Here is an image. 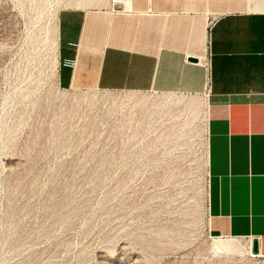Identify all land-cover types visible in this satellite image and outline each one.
Segmentation results:
<instances>
[{"label": "rangeland", "instance_id": "1", "mask_svg": "<svg viewBox=\"0 0 264 264\" xmlns=\"http://www.w3.org/2000/svg\"><path fill=\"white\" fill-rule=\"evenodd\" d=\"M71 4L0 0V264H264L214 252L203 95L120 91L117 139L106 119L77 127L101 139L63 136L55 39Z\"/></svg>", "mask_w": 264, "mask_h": 264}, {"label": "crops", "instance_id": "2", "mask_svg": "<svg viewBox=\"0 0 264 264\" xmlns=\"http://www.w3.org/2000/svg\"><path fill=\"white\" fill-rule=\"evenodd\" d=\"M125 1L60 10L58 84L113 104L208 91L209 231L264 255V0Z\"/></svg>", "mask_w": 264, "mask_h": 264}, {"label": "built area", "instance_id": "3", "mask_svg": "<svg viewBox=\"0 0 264 264\" xmlns=\"http://www.w3.org/2000/svg\"><path fill=\"white\" fill-rule=\"evenodd\" d=\"M205 67L209 68L208 62ZM58 91L60 92V98L63 100L64 107H68V114L70 115L67 120L63 121L64 126L67 127V131L63 136H66L68 140L76 141L85 138L101 139V136L99 135L95 137L81 135L77 132V127L81 122H83L84 125L90 123L89 126L91 127V130L94 129L97 131V129L103 125L104 119H106L107 127L113 129V132L109 134L116 139L118 138L117 133L122 130L124 123H126V119L122 116L127 107L126 102H123L122 104H113L112 102L107 101L108 94H101V91L103 90L100 89H83L78 87L63 88L59 85ZM207 92L208 91L204 93V96ZM122 99H125V97L123 96ZM130 105L132 104L129 103L128 106ZM96 112L97 114H94ZM90 115L92 116L88 118ZM95 126L98 128H94ZM123 136L125 135L121 134V137ZM210 236L213 238L212 234ZM248 240L252 241L253 239Z\"/></svg>", "mask_w": 264, "mask_h": 264}, {"label": "bare ground", "instance_id": "4", "mask_svg": "<svg viewBox=\"0 0 264 264\" xmlns=\"http://www.w3.org/2000/svg\"><path fill=\"white\" fill-rule=\"evenodd\" d=\"M114 1H120V0H114ZM124 1V0H121ZM126 5H128V0L125 1ZM93 4L92 0H74V4H71L70 6H77V7H84L87 8L89 6H91ZM113 5V4H112ZM58 36V35H57ZM55 49L56 51H58V38L55 39ZM56 55V54H55ZM58 52H57V62H58ZM201 60V59H200ZM207 63V61H206ZM206 63L202 64L204 66H206ZM207 76V75H206ZM206 99L203 100V108L206 105ZM207 108V107H206ZM206 110V109H205ZM208 118V116L206 115V119ZM206 131H207V126H206ZM208 141L206 142V161H207V166H208ZM209 172V170H207ZM207 174V173H206ZM209 193V192H208ZM213 249L215 250L214 252H233V253H237L240 255H250L252 257H256V256H260L261 254H254L252 252V241H250V243H245L243 244L241 242V238H237V237H215L213 236Z\"/></svg>", "mask_w": 264, "mask_h": 264}, {"label": "water", "instance_id": "5", "mask_svg": "<svg viewBox=\"0 0 264 264\" xmlns=\"http://www.w3.org/2000/svg\"><path fill=\"white\" fill-rule=\"evenodd\" d=\"M252 252L254 254H261L260 242H259V239L257 237L253 238V240H252Z\"/></svg>", "mask_w": 264, "mask_h": 264}]
</instances>
